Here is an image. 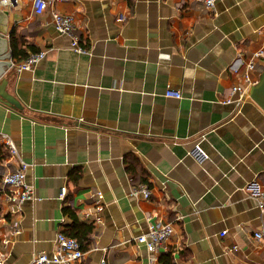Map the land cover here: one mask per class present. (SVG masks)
Segmentation results:
<instances>
[{"label":"crops","instance_id":"crops-1","mask_svg":"<svg viewBox=\"0 0 264 264\" xmlns=\"http://www.w3.org/2000/svg\"><path fill=\"white\" fill-rule=\"evenodd\" d=\"M2 9L12 65L0 80L20 108L0 101V144L2 134L15 142L34 186L18 216L0 195L3 264L50 252L72 222L65 207L93 223L76 264H161L168 255L173 264H264L254 198L264 184V110L249 96L239 110L222 101L240 80L232 67L264 48V0L212 9L202 0H55L40 14L18 0ZM52 9L73 17L86 52L54 27ZM11 36L28 55L44 52L31 69L16 68L24 58L12 56ZM263 68L264 54L255 79ZM168 87L181 98L165 96ZM18 157L8 154L0 173ZM143 182L151 195L132 196ZM156 218L173 219L174 232L151 254L134 238Z\"/></svg>","mask_w":264,"mask_h":264},{"label":"built area","instance_id":"built-area-1","mask_svg":"<svg viewBox=\"0 0 264 264\" xmlns=\"http://www.w3.org/2000/svg\"><path fill=\"white\" fill-rule=\"evenodd\" d=\"M18 0H0V7L9 6ZM55 0H32V8L35 14L44 12L49 3ZM217 0H202L205 8L212 9ZM125 16L119 14V19L123 20ZM51 21L54 27L61 33L68 34L71 37L72 49L77 52H86L87 50L78 42L73 25V17L70 14L61 13L55 9L51 11ZM234 47L236 45L234 44ZM44 52L32 53L16 64L18 70L31 69L34 64L43 56ZM264 54V48L260 47L254 50L251 56L239 66H233L232 71L239 75L240 80L231 84L228 88L227 96L222 100L224 103H233L239 110L248 97L247 89L249 86L257 82L252 75V72L258 67V58ZM12 65V64H11ZM164 95L168 97L181 98V92L172 88H166ZM1 139L5 142L8 148L9 157H18V149L15 142L6 134L1 135ZM194 153L197 156H206V153L195 145ZM7 165L6 163H4ZM29 163L18 157V164L13 168L7 167L6 171L2 173L0 182L1 195L8 205V213L14 216L20 215L21 206L24 201L34 198V186L27 183L25 180L26 170ZM66 193V188L60 189V196L63 197ZM130 194L135 197L148 198L151 195V188L147 183H140L131 188ZM254 198L256 199L257 206L260 210L261 218L264 219V184L259 187L255 185ZM96 209H101V205L96 206ZM87 216L90 212L86 213ZM147 219H150L148 216ZM174 220H162L156 218L154 221L148 223L147 230L138 234L134 241L137 246H143L147 252L156 254L163 247L165 242L171 237L174 232ZM20 222L14 219L11 224L10 234L15 235L19 233ZM224 234V233H222ZM255 237L264 240V232L262 230L255 232ZM9 238L4 237L0 240V244L4 246L9 243ZM85 255L80 242L77 238L66 234L60 230L55 236V246L50 252L40 251L33 255L30 264H76L81 262ZM4 256L0 252V264H3ZM102 263H104L102 261Z\"/></svg>","mask_w":264,"mask_h":264},{"label":"water","instance_id":"water-1","mask_svg":"<svg viewBox=\"0 0 264 264\" xmlns=\"http://www.w3.org/2000/svg\"><path fill=\"white\" fill-rule=\"evenodd\" d=\"M7 14L6 10L0 7V76L4 73L6 66H10L12 62L9 60L10 52L4 33L7 31ZM6 80H0V101L11 104L20 108L17 100L9 93L5 92ZM248 96L251 97L264 110V68L260 71L259 78L256 83L247 89ZM2 172V170H0Z\"/></svg>","mask_w":264,"mask_h":264},{"label":"trees","instance_id":"trees-1","mask_svg":"<svg viewBox=\"0 0 264 264\" xmlns=\"http://www.w3.org/2000/svg\"><path fill=\"white\" fill-rule=\"evenodd\" d=\"M10 48H11V54L13 57L26 58L28 55L25 49L19 48L17 45V42L12 40V36H11ZM31 51L37 52V49L34 47H31ZM7 156H8L7 146L0 144V162L5 161ZM1 179H2V174L0 173V182H1ZM1 193L2 192L0 190V195ZM0 210H1V206H0ZM64 210L66 214H68L72 218V222L71 224H69V227L63 231L66 234L77 238V240L81 244L82 249L85 251L89 244V240H90L89 236L93 229V223L87 222V221H84L78 218L74 210L71 209L70 207H65ZM161 264H173L171 257L169 255L163 257L161 259Z\"/></svg>","mask_w":264,"mask_h":264}]
</instances>
